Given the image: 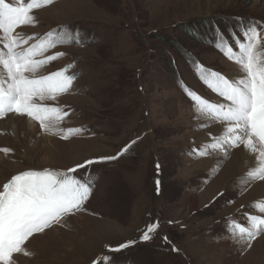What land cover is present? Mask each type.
Here are the masks:
<instances>
[{
    "label": "rangeland",
    "instance_id": "obj_1",
    "mask_svg": "<svg viewBox=\"0 0 264 264\" xmlns=\"http://www.w3.org/2000/svg\"><path fill=\"white\" fill-rule=\"evenodd\" d=\"M32 14L36 23L16 30L22 37L67 27L83 40L49 49L44 56L65 55L37 74L72 65V88L43 103L69 113L60 129L83 131L64 139L63 132L29 131L22 119L39 123L27 116L0 118V149L11 150L0 151V186L20 171H63L131 147L116 160L78 170L94 178L89 199L62 224L30 238V255L14 254L13 264H93L106 255L116 264H264V233L249 247L229 230L233 218L248 226L249 216L264 215L260 180L244 183L229 158L239 147L228 155L193 154L216 125L200 127L206 121L196 118L184 91L223 101L194 62L238 79L239 66L215 45L218 39L235 45L245 26L264 25V0H54ZM156 222L152 239L140 240ZM128 240L136 243L108 252Z\"/></svg>",
    "mask_w": 264,
    "mask_h": 264
},
{
    "label": "snow or ice",
    "instance_id": "obj_2",
    "mask_svg": "<svg viewBox=\"0 0 264 264\" xmlns=\"http://www.w3.org/2000/svg\"><path fill=\"white\" fill-rule=\"evenodd\" d=\"M53 2L0 0V118L8 114L27 116L45 131L63 132V138L68 139L83 129H60L59 122L69 113L43 101H54L72 88L76 79L74 73L69 74L72 65L48 74H37L39 69L65 55L56 52L44 56L49 49L67 43L81 44L83 40L79 33L67 27L50 30L39 38L36 34L24 38L16 31L20 26L34 25L33 10ZM234 39L235 45L218 39L215 46L239 66L238 79L194 62L200 79L223 101L206 99L188 88L184 91L193 103L196 118L206 121L200 127L219 126L217 133H208L209 142L192 149L193 154L206 156L223 152L227 155V149L243 146L256 161L246 173L244 183L248 184L251 180H264V25L252 22ZM33 40L35 42L29 44ZM180 83L183 87V82ZM130 147L125 145L116 156L87 159L63 171L30 169L12 175L0 186V264H13L14 254L30 255L25 248L30 238L62 224L67 216L81 210L95 181L91 175H80L78 170L116 160ZM0 151L7 154L11 150L2 148ZM157 186L159 188V181ZM259 212L264 213V204L260 205ZM247 219L248 226H244L233 218L229 230L251 247V241L264 233V215H251ZM158 227V222L146 225L140 240H151ZM164 240L168 242L166 236ZM135 243V240H128L115 247L108 246V252L120 253ZM171 250L179 252L175 247ZM93 264L116 262L114 257L106 255L102 260H94Z\"/></svg>",
    "mask_w": 264,
    "mask_h": 264
},
{
    "label": "bare ground",
    "instance_id": "obj_3",
    "mask_svg": "<svg viewBox=\"0 0 264 264\" xmlns=\"http://www.w3.org/2000/svg\"><path fill=\"white\" fill-rule=\"evenodd\" d=\"M13 118H15L13 116ZM12 118V119H13ZM21 118V117H20ZM19 118V119H20ZM25 118V117H24ZM28 118V117H27ZM17 119V118H16ZM8 120V119H7ZM23 121H26V126L28 127V130L29 131H33V130H36L38 129L40 126L39 125H34V123L32 121H30L29 119H22ZM3 121V120H2ZM10 122V121H9ZM19 125L17 123L14 124L13 128L16 130L18 129ZM8 128V127H7ZM21 129V127H20ZM24 129V128H23ZM22 129V130H23ZM6 130V129H5ZM14 130V131H15ZM219 131V126L216 125L215 128H214V134L217 133ZM25 132V131H23ZM28 132V131H27ZM9 133V132H8ZM36 133V132H35ZM45 137V136H44ZM46 138V137H45ZM203 140V139H202ZM229 153H227L228 155ZM231 158V161L235 163V166L236 168L238 167L239 169V173L243 174V175H246L247 171L254 167L256 165V161L253 160V156L251 153H249L243 146H240L239 148L233 150L230 152V155H229ZM222 158V157H221ZM219 161V160H218ZM231 166H233L231 164ZM227 169L230 167V165H227L226 166ZM230 169V168H229ZM226 170V169H225ZM226 175V174H225ZM259 180V179H258ZM255 186H262L263 187V190H264V180H260L259 181V184L255 185ZM264 193V192H263ZM264 197V194L263 196Z\"/></svg>",
    "mask_w": 264,
    "mask_h": 264
}]
</instances>
